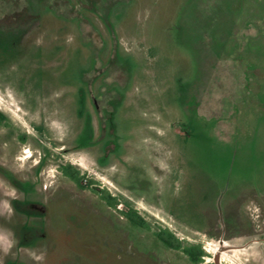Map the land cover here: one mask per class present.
<instances>
[{
    "label": "rangeland",
    "instance_id": "374dc122",
    "mask_svg": "<svg viewBox=\"0 0 264 264\" xmlns=\"http://www.w3.org/2000/svg\"><path fill=\"white\" fill-rule=\"evenodd\" d=\"M88 98L116 132L117 159L101 170L97 145H76ZM2 171L30 184L0 178V264H99L93 248L64 246L70 235L25 216L62 194L115 213L123 246L150 264H208L207 232L234 196L245 199L240 224H258L264 0H0Z\"/></svg>",
    "mask_w": 264,
    "mask_h": 264
},
{
    "label": "flooded vegetation",
    "instance_id": "af4514ba",
    "mask_svg": "<svg viewBox=\"0 0 264 264\" xmlns=\"http://www.w3.org/2000/svg\"><path fill=\"white\" fill-rule=\"evenodd\" d=\"M92 114L83 110L80 116V124L78 129L77 148L79 150L87 147L95 146L98 154L94 158V167L99 170L108 166L110 160L117 159V138L111 119L103 118L98 113V102L94 98L87 99ZM85 106V104H82ZM0 178L3 180L11 179L12 183L25 191L23 179H15L6 173L0 172ZM13 178V179H12ZM100 182V181H98ZM22 184V185H21ZM30 183H25L24 185ZM97 188L100 185L94 184ZM58 195L56 196V198ZM62 200L52 198L43 203L36 204L29 202V209H23L25 216L28 214L33 217H41L45 222L39 227L41 233L64 231L71 236L70 242L64 246L75 248L78 244L79 248H93L95 251L96 262L106 261L108 264H150L145 257L137 255L131 241H127L123 246L122 240L127 238V233L121 231L116 223V215H103L99 211L87 209L85 205L82 208L75 209L74 204L68 196L62 194ZM64 200V201H63ZM249 201L253 202L256 210L255 217L258 224L254 225L250 220L245 219V224H240L238 212L240 207L244 206V195H237L231 201L226 203L223 224L219 227L211 226V236L215 237V246L210 253L208 264H220L222 255H232L233 251L246 254L248 258H244L247 264H264V194L255 193L254 197ZM13 202V201H12ZM27 213V214H26ZM33 214V215H30ZM26 227L25 233L35 234L37 227H31L24 223L20 226ZM218 228V229H216ZM218 230L216 234L214 231ZM72 234L76 235L73 236ZM94 236L93 241L89 239L90 235ZM70 247V248H71ZM201 245L194 246L189 253L195 259H202L200 254ZM106 259V260H103ZM206 262V261H205ZM181 264V263H176Z\"/></svg>",
    "mask_w": 264,
    "mask_h": 264
}]
</instances>
